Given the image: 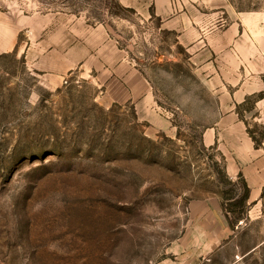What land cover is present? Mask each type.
Wrapping results in <instances>:
<instances>
[{
	"label": "rangeland",
	"instance_id": "374dc122",
	"mask_svg": "<svg viewBox=\"0 0 264 264\" xmlns=\"http://www.w3.org/2000/svg\"><path fill=\"white\" fill-rule=\"evenodd\" d=\"M236 21L261 40L245 57L264 66V0H0V37L17 39L0 48V264H264V247L240 256L263 219L240 250L208 253L192 218L212 170L226 197L237 189L204 136L237 82L232 58L218 67ZM99 54L137 69L144 95L128 100L136 88ZM261 95L241 105L259 142Z\"/></svg>",
	"mask_w": 264,
	"mask_h": 264
},
{
	"label": "crops",
	"instance_id": "0c3cea01",
	"mask_svg": "<svg viewBox=\"0 0 264 264\" xmlns=\"http://www.w3.org/2000/svg\"><path fill=\"white\" fill-rule=\"evenodd\" d=\"M242 25L243 23L240 21L233 23L231 41L228 40V43L226 42L222 45L221 50L218 52L222 51V54L218 56L221 58V65L218 66L219 69H222V73H226V68L230 69L228 59L232 58L233 68L231 69L233 80H237L236 83H232L231 89L227 87L221 89V92H224V103H228L226 104L228 106L227 112L216 126L212 129H207L204 134L207 141L206 146H214L222 154L224 159L223 171L226 173V178L230 179L237 189L232 198L226 197V187L218 179L217 173L212 170L210 178L215 184L216 189L205 190L192 203V218L196 221L194 227L200 234V237L197 239L198 241L200 240V247L208 253L224 247L231 242H234L235 246L240 250L242 248L238 240L240 235L246 229L248 230L253 221L257 219H263L264 221V139L261 140L260 144L256 143L244 122L248 118L249 112L245 110L247 114L244 115L241 109V105L252 95L262 93L254 103V107H252L250 113H252L251 115L255 120L264 125V66L261 67L254 63L256 59H254V55L250 54V56L245 57V47L242 44L246 45L249 53L254 49L259 50L262 45L259 43L261 40H257L252 34L247 33L245 36L241 29ZM8 29V31H11V27ZM225 37H228L227 33ZM242 37L247 41L246 43L242 41ZM16 44V38L12 39L11 36H8V38L0 37V48L2 51L13 50ZM77 47V45L72 47L68 53L69 57H71L69 60L73 63L76 61L74 51ZM199 51L198 54L203 56V50ZM225 59L227 60V64ZM103 60L106 63L105 66L113 65V62L109 59L106 60V57ZM262 60L264 61V59ZM115 65L117 66L114 68L112 66L111 70L114 77L118 78L117 80L121 84V89L126 86L136 88L137 93L135 95L130 94L128 100H132L137 96H143L144 79L139 71L127 63L119 64L118 61ZM198 65L204 70L209 69L210 66L209 64L206 65L205 61ZM222 84L224 86L230 85L228 83ZM155 118L159 122L158 127L161 129L165 128L163 119L160 117ZM243 182L249 188V196L244 203L246 211L242 216L237 218V223L232 225L231 219L236 218L237 212L236 209L235 212H229L227 206L229 202L238 199L243 194ZM262 247H264V238L254 244L248 245L246 247L247 250L244 253H240V256L242 254V256L246 257L252 253H257Z\"/></svg>",
	"mask_w": 264,
	"mask_h": 264
},
{
	"label": "trees",
	"instance_id": "16d2710c",
	"mask_svg": "<svg viewBox=\"0 0 264 264\" xmlns=\"http://www.w3.org/2000/svg\"><path fill=\"white\" fill-rule=\"evenodd\" d=\"M250 134L253 137V139L256 141V143L260 144L259 140L253 135V133L251 131H250ZM232 185H235V184H232ZM243 189H244V192L238 199L228 203L227 208H228L229 212H235V207H237L239 205L244 207V203L249 196V188L245 182H243ZM230 198H232V195L230 196ZM242 215H243V213L239 214L238 216L236 215V217H240Z\"/></svg>",
	"mask_w": 264,
	"mask_h": 264
}]
</instances>
